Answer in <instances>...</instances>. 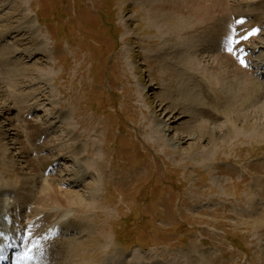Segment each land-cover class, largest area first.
Masks as SVG:
<instances>
[{
	"label": "rangeland",
	"instance_id": "374dc122",
	"mask_svg": "<svg viewBox=\"0 0 264 264\" xmlns=\"http://www.w3.org/2000/svg\"><path fill=\"white\" fill-rule=\"evenodd\" d=\"M253 1L264 2L228 0ZM149 10L140 0H0V184L21 189L40 156L68 171L62 186L83 195L84 209L64 237L79 255H98L106 237L110 253L135 264H264V112L251 120L254 133L242 118L238 134L224 135L233 118L209 114L202 81L220 52L213 29L226 35L230 16L193 32L202 54L191 67L174 38L192 23L165 24ZM258 20H242L258 28L255 65L264 60V15ZM174 104L188 105L185 117L168 112ZM202 122L214 133L187 135ZM29 124L45 132L38 158ZM44 175L31 178L30 192Z\"/></svg>",
	"mask_w": 264,
	"mask_h": 264
},
{
	"label": "bare ground",
	"instance_id": "6f19581e",
	"mask_svg": "<svg viewBox=\"0 0 264 264\" xmlns=\"http://www.w3.org/2000/svg\"><path fill=\"white\" fill-rule=\"evenodd\" d=\"M140 1L150 9L149 14L151 16H158L161 22L165 24L174 25L177 24L178 21H184L185 19L192 23L191 26H185L181 29V32H187L189 30L192 33L190 32V34H186L182 38H174L175 43L184 45L186 47V53H190L191 57H189L187 61L191 67H195L198 64L200 59L198 55L199 52L202 54L201 49L196 48L198 33L196 34L193 32H199V30L207 27L208 21H218V19L220 20L226 14L230 16H228L230 18L228 20L229 22L226 21L225 23V27L227 28L226 35L223 33L222 26L216 30L212 27L210 29L215 32L212 37H218L217 41L219 40V42H217L216 50L220 52L218 57H216L217 59L214 60L217 61L209 65V71L205 72L203 70L204 77L202 81L204 89H209V103L212 102L211 110L209 107V114L213 116L225 115L233 118L231 120L232 123H229L230 120L227 121L229 124L226 126L224 135L225 133L228 135L233 133L238 134L242 129L238 128L236 123L242 118L246 123L244 128L249 130L250 133H254L257 127L255 121L252 122L251 120L255 118L258 113L264 112V104L262 106L258 104L261 101L260 99L264 98V84L261 83L259 79L264 73V64H262L260 68H257L258 70L254 71L256 68L253 70L250 66L245 65V63H241L242 59L244 62L247 58L250 59V61L253 60V50L257 48V44L252 41V36L253 34H257L256 30L258 31V28L255 30L256 26L243 25L242 20L244 18H253L254 21H259V15H264V2L253 1V3L249 2L245 5L236 4L235 6H231L228 0ZM217 14L221 16L218 17ZM243 37H247V39ZM204 46L206 47L207 45L204 43ZM229 48H232V51H229ZM235 62L237 65H235ZM176 105L172 107V109H168V112H171L175 118L178 115L181 116L180 118L185 117V109L188 108V105H178L177 107ZM189 105L196 107L199 104L195 101V104ZM254 105L257 110L253 109ZM213 109L216 112H214ZM29 125L32 141L34 142L33 144H36L37 141L42 140L45 132L35 124ZM193 128L192 130L185 131L190 137L195 136L197 133L201 138H205L207 135L214 133L211 127L208 128L206 122L199 123V125H195ZM209 129L212 131H209ZM181 139H183V136L177 138L178 141ZM177 140L176 142H178ZM194 149H196V152L201 149L199 142L194 146ZM33 151L36 152L35 155L37 154V158L39 154L43 153V149H41L39 144H36ZM74 151L75 150L70 151L72 156H75ZM76 151H79V146L76 148ZM20 154L22 157L28 158L27 152H20ZM86 155L89 157L94 156V152L90 149H86ZM38 160L41 162L38 163L37 166L30 167V163L27 164V168H31V176L28 175V173L22 174L23 184L21 185V189H18V187L15 188L10 182L0 184V233L10 231L8 232V234L11 233L9 238H13L10 240H14L10 245H7L8 249L5 253L14 258L13 260H15V262L21 261L23 264H33L38 256L40 258L43 257L42 264H67V262H65L66 259L71 258L73 254L79 255L81 253L75 251L76 249L71 246L75 244L73 242L76 241L75 239H64L62 236L64 234L62 229L65 227L63 226V222L66 223L74 219V216H76L74 213H79V211L82 213L81 211L84 209V205L83 202H81V198L83 195L81 196L74 191L70 193L69 188L62 186L65 184L64 182L66 179H68L67 175L69 172L59 170L55 166L53 169L52 162L54 159H51L52 162L50 164V161H45L44 156H40ZM94 162L100 164L98 168L103 171L105 162L99 157H96ZM87 164L89 168L90 160ZM49 168H52L53 173L45 176L44 174ZM85 169V166H77L75 171L76 173H82ZM41 173L44 175L43 179H45L37 181L41 187L39 185L36 192H30L31 178ZM101 174L104 173L102 172ZM81 179H83V177L78 176L74 179V182L78 180L81 181ZM91 183L92 181L87 182L86 185H90ZM87 197L93 200L97 198L94 194H89ZM69 223L71 224V222ZM259 223V225L257 224L260 228L259 230H264V223L260 221ZM87 229L88 227L85 225L82 231ZM53 233H55L54 236ZM63 242L65 243L64 245L62 244ZM103 242L104 250L99 252L98 255L96 254L93 257L87 256V254L79 255L80 258L77 260H81V262L76 261L74 264H102L109 258L111 262L113 260V264L136 263L124 262V256L119 250L110 253L112 248L108 238H103ZM14 245L19 247L18 253L13 252ZM202 264L204 263L202 262Z\"/></svg>",
	"mask_w": 264,
	"mask_h": 264
},
{
	"label": "snow or ice",
	"instance_id": "6c2138e0",
	"mask_svg": "<svg viewBox=\"0 0 264 264\" xmlns=\"http://www.w3.org/2000/svg\"><path fill=\"white\" fill-rule=\"evenodd\" d=\"M244 39H247V37H243ZM237 43H238V41H237ZM229 51H232V48H229L228 49ZM241 63H245L244 61H243V59L241 60Z\"/></svg>",
	"mask_w": 264,
	"mask_h": 264
}]
</instances>
